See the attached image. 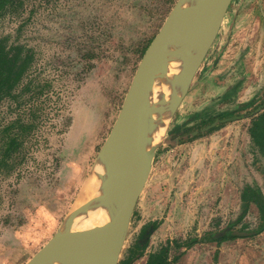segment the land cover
I'll return each instance as SVG.
<instances>
[{
	"label": "rangeland",
	"instance_id": "374dc122",
	"mask_svg": "<svg viewBox=\"0 0 264 264\" xmlns=\"http://www.w3.org/2000/svg\"><path fill=\"white\" fill-rule=\"evenodd\" d=\"M177 1L14 0L2 11L0 39L7 47H23L33 60L14 96L0 102V264H29L66 218L93 196L88 197L90 189L100 186L101 153L138 66ZM241 20L247 26L239 50L233 35ZM183 94L157 150L165 155L161 179H156L159 170L151 172L118 264L132 255L138 241L148 245L131 264H145L171 239L187 243L210 228L219 231L231 224L214 223L217 215L219 221L222 215L234 219L235 212L219 208L207 211L206 217L200 206L189 210L195 184L185 180L183 146L194 136L217 134L218 125L234 117L253 112L257 119L264 108V0L232 1ZM251 119L228 123L218 138L226 143L227 135L246 137ZM206 146L211 150L213 140ZM240 151V164L230 157L234 166L227 171L239 173L243 185L253 183L254 173L263 175L264 158L258 149L254 154ZM252 215L238 225L240 230L258 227L259 215ZM154 217L165 224L160 222L161 231L151 238L146 227ZM216 247L200 244L187 260L179 247L168 260L215 264ZM222 247L221 264H248L246 259L233 260L240 252L237 245Z\"/></svg>",
	"mask_w": 264,
	"mask_h": 264
},
{
	"label": "water",
	"instance_id": "95a60500",
	"mask_svg": "<svg viewBox=\"0 0 264 264\" xmlns=\"http://www.w3.org/2000/svg\"><path fill=\"white\" fill-rule=\"evenodd\" d=\"M232 1L176 2L138 66L116 124L101 153L102 165L105 166L112 153L117 151L118 131L125 128L127 123H131L135 137V157L138 160L136 167L124 179L107 185L100 184L98 193L66 218L62 227L29 264H78L79 250L86 246L85 238L100 235L102 232H116L114 264H118L136 205L148 181L157 150L167 135L175 113L174 108L181 101L180 96L174 107L164 115L163 84L168 68V55L176 52L175 46L184 29L187 30L183 39L188 40L186 44L192 45L193 42L203 39L197 64L189 75L190 81L199 62L218 36ZM199 22L204 25L196 28L195 25ZM191 55L190 50L182 52L180 70H183L184 60ZM98 176L100 180L99 173ZM100 214L102 222L93 224L95 217ZM81 262L91 264L86 258Z\"/></svg>",
	"mask_w": 264,
	"mask_h": 264
},
{
	"label": "crops",
	"instance_id": "0c3cea01",
	"mask_svg": "<svg viewBox=\"0 0 264 264\" xmlns=\"http://www.w3.org/2000/svg\"><path fill=\"white\" fill-rule=\"evenodd\" d=\"M246 26L247 22L241 20L238 28L234 30L233 37L238 42L237 48H239V50L242 46L240 41L244 38L243 34H245ZM259 112L260 114L257 115V119L256 113L253 112L248 116L241 115L238 119L227 121L224 125L217 128L216 132L218 134L220 131H225L227 128L226 125L228 123H233L247 118H253L251 119V125L248 128V134L246 137L245 134L243 136H240L239 134L227 135L226 139L229 140V142L222 143L223 141L218 138L217 134L211 136L198 135L194 136L190 142L184 144V162L187 164L184 165V171L186 172L184 174L185 180L188 177L187 179H189V182L191 181L190 185L192 186L195 184V187L192 188V191H195L194 195H190L191 199H189V210L196 207L198 208V206L204 208L202 211V217H206V212H209V210L212 208H216V210L219 208L224 212L231 211L232 215L235 212V214L233 215L234 219L232 221H227L226 217H223V215L219 221L217 215V217H215L216 220L212 219L211 222L214 220V223L216 224L221 222L220 225L228 223L231 224L225 228L219 229V231H211L210 228L205 231L202 238L191 239L190 242H184L181 244L178 242L179 240L171 239V241H168L167 244H164L166 246H161V248L164 249L169 246V255L173 250L183 247V258L187 260L188 255L192 252V250L200 244H216L217 247L214 251V262L215 264H221L223 260L222 258L224 257V247L222 246L232 243L233 246L237 245L240 251L237 257L236 255H233L232 258L234 261L237 258L238 260L246 259L248 264H264V229L261 230V227L264 224V212L261 210V207H264V171L263 175L261 173H254V177L252 178L253 183L248 180V182L244 185L243 183H239V173L237 174L233 173V171H227L234 166H231L229 163V158L231 157V162L234 158L239 162L241 157L240 150L245 151V148L252 150V154H254L256 149H258L260 151L261 158H264V138L257 136L259 132L258 129L261 124L259 120L260 117L264 115V108L259 109ZM208 140H213L214 146H212L211 150H208L209 147L206 146ZM247 140L249 142V146L246 142ZM241 142H243L242 147L240 145ZM164 158L165 155L159 156L158 151L153 163L154 169L152 167L151 170V172H154L156 169L160 171V173H158V171L156 172V179L158 181H160L161 172L164 169ZM211 166L213 167V171H210ZM198 169L199 171H197ZM151 174L152 173H150V175ZM235 174H237L236 183L234 182ZM160 183L162 184V182ZM197 201L199 202V205L197 204ZM142 207L144 210L146 206L144 205ZM255 212H257V215H259L258 227L248 231L240 230L238 225L242 224L245 220L253 216L252 214ZM199 217L200 216L195 217V220L197 221ZM156 219L157 218L154 217L152 218V221L156 222ZM160 222L165 224V222L161 220L157 221L156 223L159 225ZM160 231L161 227H157L150 237H154ZM176 245H179V247ZM177 259L178 257L174 258L173 260H169L171 261L170 264H175ZM147 261L145 264H147Z\"/></svg>",
	"mask_w": 264,
	"mask_h": 264
},
{
	"label": "bare ground",
	"instance_id": "6f19581e",
	"mask_svg": "<svg viewBox=\"0 0 264 264\" xmlns=\"http://www.w3.org/2000/svg\"><path fill=\"white\" fill-rule=\"evenodd\" d=\"M203 25V22H199L195 25V27L200 28ZM186 31V29L182 30L179 42L177 46H175L176 49H174L176 52H171L168 55V68L163 84L164 115H166V113L174 107L176 101L184 93L186 85L189 81V75L197 64L200 49L204 42L202 39L201 41L193 42L192 45L186 44L188 43V40H183L185 35H187ZM187 50H190L192 55L188 56L184 60L183 70H180L182 65L180 60L181 54ZM133 136L134 131L131 123H127L125 128L118 131L117 151L116 153H112L105 166H99V170L97 171L99 172L101 178L98 184L107 185L116 180L124 179L136 167L138 160L135 157V137ZM97 178L99 179V177ZM100 187L101 185L97 186V188L92 187L90 189L91 193L88 197L97 194ZM101 219V214L96 216L93 224L95 222H102L100 221ZM115 233L116 232H102L100 235L85 238L86 246L79 250L78 257L80 262H78V264H81V261L85 258L86 261L91 262V264H114V241L117 239V234L115 235Z\"/></svg>",
	"mask_w": 264,
	"mask_h": 264
},
{
	"label": "trees",
	"instance_id": "16d2710c",
	"mask_svg": "<svg viewBox=\"0 0 264 264\" xmlns=\"http://www.w3.org/2000/svg\"><path fill=\"white\" fill-rule=\"evenodd\" d=\"M10 2L12 3L14 0H0V14ZM32 58L33 56L31 54L23 52V47H7L5 39H0V102L5 98L14 96L12 92L20 85L22 79L26 75L27 70L31 66ZM260 123L259 129L264 135V115L260 117ZM178 131L176 133H178ZM261 210L264 212V207H261ZM157 226L158 223L154 222L151 226L146 227L148 237L156 230ZM263 229L264 224L261 227V230ZM147 245L148 242L146 241H138L135 246V251L131 252V254L135 256H129L127 260L121 261L120 264H131L134 258L142 257L146 251ZM176 246L179 247V245ZM168 250L169 246L157 253L151 254L147 264H170L171 261L168 260Z\"/></svg>",
	"mask_w": 264,
	"mask_h": 264
},
{
	"label": "flooded vegetation",
	"instance_id": "af4514ba",
	"mask_svg": "<svg viewBox=\"0 0 264 264\" xmlns=\"http://www.w3.org/2000/svg\"><path fill=\"white\" fill-rule=\"evenodd\" d=\"M218 127H219V125H218Z\"/></svg>",
	"mask_w": 264,
	"mask_h": 264
}]
</instances>
